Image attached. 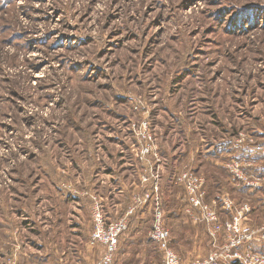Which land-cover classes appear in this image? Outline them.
I'll use <instances>...</instances> for the list:
<instances>
[{
  "label": "rangeland",
  "instance_id": "rangeland-1",
  "mask_svg": "<svg viewBox=\"0 0 264 264\" xmlns=\"http://www.w3.org/2000/svg\"><path fill=\"white\" fill-rule=\"evenodd\" d=\"M145 193L122 264L162 263L158 204L181 264L245 208L264 255V0H0V240L22 243L0 264H96L95 202L112 221Z\"/></svg>",
  "mask_w": 264,
  "mask_h": 264
},
{
  "label": "built area",
  "instance_id": "built-area-1",
  "mask_svg": "<svg viewBox=\"0 0 264 264\" xmlns=\"http://www.w3.org/2000/svg\"><path fill=\"white\" fill-rule=\"evenodd\" d=\"M178 181L185 186V194L190 207L196 211H200L202 214L201 219L203 218L207 223L212 224L210 231L212 235L223 229L224 227L218 222L215 210L204 202L202 179L191 171H185L178 176ZM157 189L158 187L155 185L152 190V198H154V193L156 195ZM150 198V193L139 196L122 216L112 221H106L100 205L95 202L92 210L93 230L91 244L100 250V256L96 264L113 263L120 238L130 226V219ZM223 206L227 209L231 208V204L228 201H224ZM243 210H247V208L241 209L234 217V220L225 225L226 240L219 250L214 249L205 257L194 259L188 264H220L221 259L242 260L244 264H264V255L262 253L251 251H243L242 253L239 250L242 245L251 241L258 232L255 228H251L241 222ZM162 213L158 204L151 235L162 252L163 258L161 264H181L179 256L170 246V232L164 224ZM259 231L261 238L264 239V230L259 229ZM60 264L68 263L61 262Z\"/></svg>",
  "mask_w": 264,
  "mask_h": 264
},
{
  "label": "crops",
  "instance_id": "crops-1",
  "mask_svg": "<svg viewBox=\"0 0 264 264\" xmlns=\"http://www.w3.org/2000/svg\"><path fill=\"white\" fill-rule=\"evenodd\" d=\"M179 156L178 155H176V159L178 158ZM128 184H130V189H132V186H131V182H128L127 183V186H128ZM121 190H124L125 191V189L123 188V186L121 187ZM120 190V191H121ZM115 206H117V205H115ZM138 227H140V226H135L134 224H130V227H129V231H131V232H133V231H135V234H134V236L137 234L136 232H140V230L138 229ZM132 229H135V230H132ZM136 229H138L137 231H136ZM6 235H7V232L5 231V235H4V239L2 240H0V255L3 257V256H5V255H2V253H1V249L2 248H4V246L5 245H7V244H9V245H11V244H22L20 241H19V238H18V241H16V237H14V239L13 240H10V238L8 239H6ZM121 241V240H120ZM120 245H121V243H119V247H120ZM6 247H8V246H6ZM119 247H118V250H117V252H116V254H115V257H114V261H113V264H114V262H115V260H116V264H122V261L124 260V259H127V254H128V252H124L123 254H121V256H120V253H122L121 251H119ZM11 248H13V247H11ZM124 248V247H123ZM121 250V249H120ZM118 251H119V253H118ZM118 255H119V258H117L116 259V257H118ZM37 256V255H36ZM179 256V255H178ZM188 260H186V262H187ZM127 262V261H126ZM47 263H48V261H47ZM128 263V262H127ZM126 264V263H125ZM140 264H144V263H140Z\"/></svg>",
  "mask_w": 264,
  "mask_h": 264
}]
</instances>
